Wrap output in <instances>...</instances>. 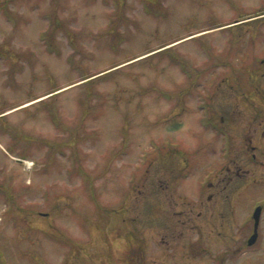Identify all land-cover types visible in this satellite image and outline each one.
<instances>
[{"label": "rangeland", "instance_id": "obj_1", "mask_svg": "<svg viewBox=\"0 0 264 264\" xmlns=\"http://www.w3.org/2000/svg\"><path fill=\"white\" fill-rule=\"evenodd\" d=\"M0 3L9 264L163 263L183 211L223 205L205 180L264 181V164H240L245 139L264 148V0Z\"/></svg>", "mask_w": 264, "mask_h": 264}, {"label": "flooded vegetation", "instance_id": "obj_2", "mask_svg": "<svg viewBox=\"0 0 264 264\" xmlns=\"http://www.w3.org/2000/svg\"><path fill=\"white\" fill-rule=\"evenodd\" d=\"M252 63V68L256 66V69H259L255 57ZM260 64L264 65V59H261ZM233 73L235 74V72ZM255 116L256 119L261 117L258 111ZM256 136V139L264 141V129L261 135L258 133ZM252 141L251 137L245 139L246 150L244 149V152L246 156L240 160L241 165L247 166L248 161H252L251 163L254 164H264V148L259 144L251 145ZM260 158L263 160L260 161ZM246 171L248 170L241 168L235 174L216 175V180L214 177L208 181L205 180L207 186L204 182L202 191L206 187L209 190H216L218 196H215V203L218 198L224 197L221 199L223 205H205L204 201H200L199 205L190 207L188 211H183L188 215L189 221L180 224L187 226L185 227L187 231L183 229L179 232L180 237L170 260H163L162 263L156 258L155 261L158 264H169L165 263L167 261L171 264H264V191L260 193L252 190L259 182L264 181H254L252 184L254 188L249 184L246 185L243 180V176L248 175ZM234 181H236V185L233 184V189H225ZM220 187L221 189H219ZM251 193L253 197L248 200L246 196H250ZM215 197L213 192L208 196V200L212 201ZM144 248H140L141 252L139 253L146 255ZM3 257L0 250L1 264H9ZM126 259L128 262V251ZM144 261L145 259L141 262ZM79 262L80 260H77L73 264H79ZM33 263L39 264L37 260H33ZM44 264H50L49 260L44 259ZM64 264H71L70 257L66 256Z\"/></svg>", "mask_w": 264, "mask_h": 264}, {"label": "trees", "instance_id": "obj_3", "mask_svg": "<svg viewBox=\"0 0 264 264\" xmlns=\"http://www.w3.org/2000/svg\"><path fill=\"white\" fill-rule=\"evenodd\" d=\"M8 1H10V0H8ZM7 2H3V5L6 7L7 6ZM0 5H1V3H0Z\"/></svg>", "mask_w": 264, "mask_h": 264}, {"label": "water", "instance_id": "obj_4", "mask_svg": "<svg viewBox=\"0 0 264 264\" xmlns=\"http://www.w3.org/2000/svg\"><path fill=\"white\" fill-rule=\"evenodd\" d=\"M0 264H1V262H0Z\"/></svg>", "mask_w": 264, "mask_h": 264}, {"label": "bare ground", "instance_id": "obj_5", "mask_svg": "<svg viewBox=\"0 0 264 264\" xmlns=\"http://www.w3.org/2000/svg\"><path fill=\"white\" fill-rule=\"evenodd\" d=\"M31 163V162H30Z\"/></svg>", "mask_w": 264, "mask_h": 264}]
</instances>
